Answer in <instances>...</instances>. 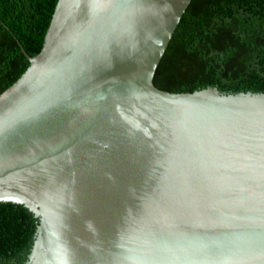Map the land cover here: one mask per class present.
I'll return each mask as SVG.
<instances>
[{
	"label": "water",
	"instance_id": "95a60500",
	"mask_svg": "<svg viewBox=\"0 0 264 264\" xmlns=\"http://www.w3.org/2000/svg\"><path fill=\"white\" fill-rule=\"evenodd\" d=\"M192 0H58L0 95V203L39 219L25 264H264V93H171Z\"/></svg>",
	"mask_w": 264,
	"mask_h": 264
},
{
	"label": "trees",
	"instance_id": "16d2710c",
	"mask_svg": "<svg viewBox=\"0 0 264 264\" xmlns=\"http://www.w3.org/2000/svg\"><path fill=\"white\" fill-rule=\"evenodd\" d=\"M57 2L0 0V95L30 65L21 46L30 57L42 50ZM154 84L171 93H264V0H192ZM38 226L24 205L0 203V264H25Z\"/></svg>",
	"mask_w": 264,
	"mask_h": 264
}]
</instances>
